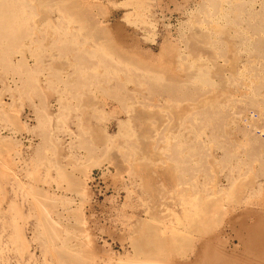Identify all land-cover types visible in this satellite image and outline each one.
<instances>
[{
	"label": "rangeland",
	"instance_id": "374dc122",
	"mask_svg": "<svg viewBox=\"0 0 264 264\" xmlns=\"http://www.w3.org/2000/svg\"><path fill=\"white\" fill-rule=\"evenodd\" d=\"M260 205L264 0H0V264L233 261Z\"/></svg>",
	"mask_w": 264,
	"mask_h": 264
},
{
	"label": "bare ground",
	"instance_id": "6f19581e",
	"mask_svg": "<svg viewBox=\"0 0 264 264\" xmlns=\"http://www.w3.org/2000/svg\"><path fill=\"white\" fill-rule=\"evenodd\" d=\"M260 207H262V209L264 208V206L262 205H260ZM206 214L209 215L208 212H206ZM199 215L201 216V214ZM208 217H210V215ZM202 220H204V218ZM201 224L203 225L204 223ZM206 226H205L206 232L200 229L202 232H204V233L201 232L202 235L207 233V231L210 229V228L207 229ZM205 228L203 227L202 229ZM233 231H234V237L237 239L239 244V246L236 247V249L233 251L235 257L233 261H231L232 259L228 260L227 258H225L222 253L223 251L221 252L219 248L214 246L212 243L208 241L202 242L201 240L202 243L200 244L199 251L196 257V262L194 264H264V215L262 214L261 216H258L255 222L249 225L246 224L245 222L239 221L238 227L235 228ZM206 235L209 236L210 234L209 235L206 234Z\"/></svg>",
	"mask_w": 264,
	"mask_h": 264
}]
</instances>
